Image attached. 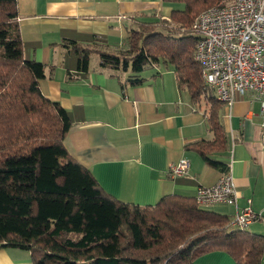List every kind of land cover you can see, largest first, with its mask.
Segmentation results:
<instances>
[{
	"label": "trees",
	"instance_id": "1",
	"mask_svg": "<svg viewBox=\"0 0 264 264\" xmlns=\"http://www.w3.org/2000/svg\"><path fill=\"white\" fill-rule=\"evenodd\" d=\"M160 1L176 5L168 20L135 21L117 52L97 49L106 46L98 40H66L64 47L83 70L95 53L102 68L129 72L130 85L141 84L140 73L152 65L171 66L191 103L206 100L214 134L185 148L223 175L228 165L210 157L227 144L219 121L223 103L193 58L198 38L191 27L200 13L231 0ZM45 76L44 64L23 58L16 0H0V248L27 250L33 264H194L215 251L234 264L262 263L263 235L232 228L229 217L206 210L195 197L167 195L138 206L107 194L65 149L70 120L41 93Z\"/></svg>",
	"mask_w": 264,
	"mask_h": 264
},
{
	"label": "crops",
	"instance_id": "2",
	"mask_svg": "<svg viewBox=\"0 0 264 264\" xmlns=\"http://www.w3.org/2000/svg\"><path fill=\"white\" fill-rule=\"evenodd\" d=\"M22 53L46 67L41 93L60 104L70 120L63 145L87 168L100 187L123 203L155 205L167 195L195 197L221 173L208 166L187 144L210 141L208 104L194 105L179 88L171 66L152 65L140 73L141 84L126 82L129 72L91 64L78 67L66 40H93L118 48L135 21L165 19L174 4L160 0H16ZM111 48V49H112ZM92 54V53H91ZM227 144L210 157L228 165L236 186L235 205L205 208L231 220L250 207L258 217L247 232L264 236V119L260 99L251 92L231 107L219 105ZM188 160L187 172L170 178V165ZM0 264H33L29 251L0 248ZM194 264H234L221 251L200 256ZM264 264V257L262 263Z\"/></svg>",
	"mask_w": 264,
	"mask_h": 264
},
{
	"label": "built area",
	"instance_id": "3",
	"mask_svg": "<svg viewBox=\"0 0 264 264\" xmlns=\"http://www.w3.org/2000/svg\"><path fill=\"white\" fill-rule=\"evenodd\" d=\"M198 40L194 60L200 65L205 84L228 108L237 97L254 93L260 99L264 119V0H231L200 13L191 27ZM188 170V160L169 166L176 178ZM236 186L228 171L211 187H199L198 205H235ZM258 217L250 207L236 213L231 227L244 230Z\"/></svg>",
	"mask_w": 264,
	"mask_h": 264
},
{
	"label": "rangeland",
	"instance_id": "4",
	"mask_svg": "<svg viewBox=\"0 0 264 264\" xmlns=\"http://www.w3.org/2000/svg\"><path fill=\"white\" fill-rule=\"evenodd\" d=\"M160 19H163V18H161L160 16H158L157 18H155V20L157 21V20H160ZM166 20H168V17L167 18H165ZM132 27H134L133 25H132ZM132 27L130 28H128V30H130V29H132ZM169 27H171V28H173V29H175V28H177L176 27V25L175 24H173V23H171V24H169ZM127 30V31H128ZM158 31H161V30H159L158 29ZM181 31H183V30H181ZM126 36H127V32L125 33V36H124V41H125V38H126ZM121 39H123V37L121 38ZM120 39V40H121ZM120 40L118 39V40H114V42H116V43H119L118 44V48H112L111 46H110V44L108 45V46H98V48L97 49H99V50H102V51H107V50H109V49H111L112 51H115V52H117V50H121V48H124L125 46L123 45L122 46V44H120ZM104 45V44H103ZM89 60H90V63L91 64H99L100 63V61H99V57H98V55L97 54H95V53H92V54H90V56H89ZM122 71V70H121ZM210 91H208L207 93H205V95L206 96H209L210 95ZM203 102H204V99H203Z\"/></svg>",
	"mask_w": 264,
	"mask_h": 264
}]
</instances>
